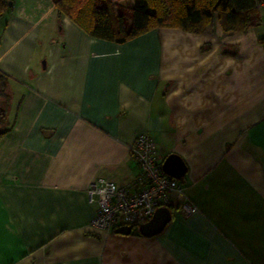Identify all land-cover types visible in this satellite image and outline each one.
<instances>
[{"label":"crops","instance_id":"crops-1","mask_svg":"<svg viewBox=\"0 0 264 264\" xmlns=\"http://www.w3.org/2000/svg\"><path fill=\"white\" fill-rule=\"evenodd\" d=\"M10 3L0 264H264V0L243 34L214 17L198 34L124 43L89 36L50 0ZM141 134L161 163L175 154L186 167L171 221L149 238L91 228L89 184L134 178ZM185 200L195 213L176 209Z\"/></svg>","mask_w":264,"mask_h":264},{"label":"trees","instance_id":"trees-1","mask_svg":"<svg viewBox=\"0 0 264 264\" xmlns=\"http://www.w3.org/2000/svg\"><path fill=\"white\" fill-rule=\"evenodd\" d=\"M10 1L0 0V17ZM50 2L59 17H67L89 36L116 43L152 29L198 34L214 17L228 33L243 34L261 23L255 0H130L125 8L111 0ZM6 106L5 102L0 108V125L5 120ZM7 131L2 129L0 137Z\"/></svg>","mask_w":264,"mask_h":264},{"label":"built area","instance_id":"built-area-1","mask_svg":"<svg viewBox=\"0 0 264 264\" xmlns=\"http://www.w3.org/2000/svg\"><path fill=\"white\" fill-rule=\"evenodd\" d=\"M130 155L138 172L125 185L116 186L101 178L89 184L87 198L97 208L91 228L109 231L127 226L136 232L158 208L171 207L172 194L182 195L179 181L162 173L154 140L149 135L141 134L135 139ZM176 209L184 216L196 212L187 200Z\"/></svg>","mask_w":264,"mask_h":264},{"label":"water","instance_id":"water-1","mask_svg":"<svg viewBox=\"0 0 264 264\" xmlns=\"http://www.w3.org/2000/svg\"><path fill=\"white\" fill-rule=\"evenodd\" d=\"M11 3H8V7ZM162 173L177 181L181 180L186 172V167L181 158L175 154L167 156L161 163ZM172 219V211L169 208H158L152 218L140 225L137 229L138 234L149 238L159 234ZM116 234L130 235L131 228L127 226L119 227L115 230Z\"/></svg>","mask_w":264,"mask_h":264},{"label":"rangeland","instance_id":"rangeland-1","mask_svg":"<svg viewBox=\"0 0 264 264\" xmlns=\"http://www.w3.org/2000/svg\"><path fill=\"white\" fill-rule=\"evenodd\" d=\"M111 1L119 7L125 8L127 6L126 0H111ZM4 87H5V84L3 82L0 83V108L4 107V104H5L4 101L6 100V95L3 89Z\"/></svg>","mask_w":264,"mask_h":264}]
</instances>
